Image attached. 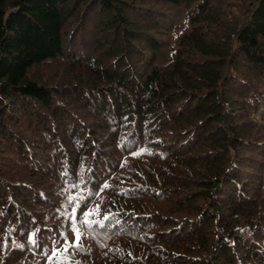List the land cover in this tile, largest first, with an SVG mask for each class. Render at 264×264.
Instances as JSON below:
<instances>
[{"label":"trees","instance_id":"trees-1","mask_svg":"<svg viewBox=\"0 0 264 264\" xmlns=\"http://www.w3.org/2000/svg\"><path fill=\"white\" fill-rule=\"evenodd\" d=\"M261 109L264 0H0V264H264Z\"/></svg>","mask_w":264,"mask_h":264},{"label":"snow or ice","instance_id":"snow-or-ice-1","mask_svg":"<svg viewBox=\"0 0 264 264\" xmlns=\"http://www.w3.org/2000/svg\"><path fill=\"white\" fill-rule=\"evenodd\" d=\"M69 199L70 200L74 199V197H69ZM85 215H91V213H86ZM81 237H82V234L79 231V229H77L76 233H75V241H65L64 242L65 243V251H67V249L69 247L81 248L82 247V245L80 244ZM4 246L7 247V244L5 243ZM55 255H56V253H53V256H55Z\"/></svg>","mask_w":264,"mask_h":264},{"label":"rangeland","instance_id":"rangeland-1","mask_svg":"<svg viewBox=\"0 0 264 264\" xmlns=\"http://www.w3.org/2000/svg\"><path fill=\"white\" fill-rule=\"evenodd\" d=\"M142 15H144V14H142ZM260 111H261V112H260ZM260 111H259V115H262V113L264 114V109H263V110L261 109ZM106 172H107V171H104V172H103L102 177H103V176H104V177H108V176H109V174H108L107 176H105V175H106ZM88 174H89V175H92L93 173H92V172H89ZM116 174H117V173L115 172L114 175H111V176L109 177V179L111 180ZM104 177H103V178H104ZM126 223L128 224L129 221H127Z\"/></svg>","mask_w":264,"mask_h":264}]
</instances>
